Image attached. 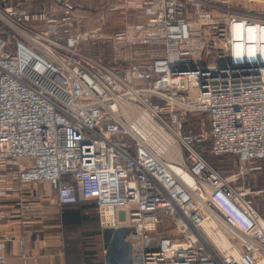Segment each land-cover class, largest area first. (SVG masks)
<instances>
[{"label": "built area", "instance_id": "1", "mask_svg": "<svg viewBox=\"0 0 264 264\" xmlns=\"http://www.w3.org/2000/svg\"><path fill=\"white\" fill-rule=\"evenodd\" d=\"M126 5L147 20L112 36L122 67L82 56L79 34L61 33L72 0L49 15L0 0V197L48 181L52 203L93 200L102 229H133L126 239L141 264H264L260 191L235 185L195 147L210 138L213 154L239 158L238 174L264 158V14L233 0ZM41 20L45 29L32 26ZM124 102L156 111L183 161L135 135ZM189 112L208 113L209 131L184 133Z\"/></svg>", "mask_w": 264, "mask_h": 264}, {"label": "crops", "instance_id": "2", "mask_svg": "<svg viewBox=\"0 0 264 264\" xmlns=\"http://www.w3.org/2000/svg\"><path fill=\"white\" fill-rule=\"evenodd\" d=\"M72 1L76 7V22L80 21L78 12L81 5L103 2ZM126 1L128 0H104V3H107V6L115 5L114 10L119 9V16L126 18V21L129 19L135 24L144 23L147 15L142 9H134V14L127 17ZM56 2L61 7V0ZM227 155L229 157L224 161H235L234 167H238L234 174L235 185L253 190L264 189V158L258 159L255 165H248L244 173L238 174L239 158L236 155ZM22 186L19 192L0 197V210L6 214V217L0 220V255L3 256L0 264H106L102 228L93 200H80L75 204L60 206L52 203L55 190L48 181L24 183ZM262 198V195L255 196L254 201L264 212ZM20 201L25 205V213L21 210ZM64 217L70 221L79 220V224L66 225L71 222H64ZM80 230L81 234L93 235L90 236L92 238L97 236L93 233L100 231L101 240H92L84 246L79 240L70 241L65 238V231L78 235ZM96 243L100 246L96 247ZM88 251L93 255L89 256Z\"/></svg>", "mask_w": 264, "mask_h": 264}, {"label": "rangeland", "instance_id": "3", "mask_svg": "<svg viewBox=\"0 0 264 264\" xmlns=\"http://www.w3.org/2000/svg\"><path fill=\"white\" fill-rule=\"evenodd\" d=\"M8 2L13 3L15 5H19L22 9H26L29 12L38 13L41 15L42 14L49 15V14H54V13L62 14V10H63L62 6L60 7L57 4V2L53 0H8ZM100 2H102V0H100ZM81 6L79 7L80 9L78 12L80 15V18H79L80 21L79 22L78 20L77 22L75 21L76 20L74 17V12L76 9L75 7L74 12H73L74 20H72L69 24H67L68 26L67 28L63 27L61 29V33L70 34V35L79 34L78 49L82 56L99 58L104 63L110 61L109 63L112 64L115 61H117L116 62L117 65H120L122 67L127 66L128 65V62L126 61L127 56L124 57L123 52H120L121 47L115 45L112 39V36L120 29H123L128 25L135 24V22L132 23L129 21V19L126 21V18L120 17L119 16L120 12H118L120 10L119 9L114 10L115 5L112 6V4L107 6V3H104V0L102 4L95 3L92 5H81ZM232 7L234 9H238V11L242 13L245 12V13H253V14H264V0H233ZM125 9L127 11V14H126L127 17L129 15L134 14L133 13L134 9L130 8L128 5H126ZM33 25L34 27L36 26L38 29H42V30L46 28V23L43 22L42 20L39 22H36V24H32V26ZM135 50L137 49H134L133 51ZM145 83H143V85ZM156 101H158V99H156L154 102ZM128 103L129 102H126L121 107L128 120V121L127 120L125 121L128 122L129 127H130L131 123L136 124V122L133 121L132 118H130V115L127 116L128 114L125 113V110L123 107L124 105H126L125 107L127 108H134L132 103L131 104H128ZM134 109L137 110L136 108ZM183 123H184L183 131L186 134L196 135L201 132L203 133L208 132L209 124H210L209 114L206 112H200V113L189 112L184 116ZM143 133L144 135H146L145 134L146 132H143ZM146 137L147 139H149L147 135ZM203 142L204 144L200 148L201 151L199 150L202 153L203 157L210 164L215 165V167L219 169L222 175L229 176V175L235 174V172L237 171L236 169L238 168V167L236 168L234 167L235 161H224L225 158L229 157V155L227 154H221V155L213 154L210 151V147H211L210 138L205 139V141ZM199 143H202V142L195 143L196 148H197L196 145H198ZM181 153H182V156L184 157L186 154V150L184 148H181ZM172 161H176V159H173ZM176 162H179V161H176ZM20 187L21 189L23 188L22 185ZM258 190L260 191V195L264 197V189H258ZM22 205L24 204H22L20 201L22 212L24 211L26 212V210H23ZM98 219H99V215H98ZM65 232H66L65 238L67 240H70V241L79 240L80 242L84 244V246L88 242V240L84 236L85 234H81L82 233L81 230L78 232V235H74V232L72 234L68 233L67 231ZM49 236L50 235H48V237ZM97 246H100V244L98 245L96 243V247Z\"/></svg>", "mask_w": 264, "mask_h": 264}, {"label": "bare ground", "instance_id": "4", "mask_svg": "<svg viewBox=\"0 0 264 264\" xmlns=\"http://www.w3.org/2000/svg\"><path fill=\"white\" fill-rule=\"evenodd\" d=\"M125 103L126 102L121 103V106ZM125 106L126 105L123 106L125 113L128 114L127 116L130 115V118H132V120L135 121L137 124V125L135 123L130 124L131 131L134 134L144 138L145 141L150 144L149 146H152L157 151L158 155L167 157L172 160L176 159V161L179 162L183 161L181 147L178 144V141L175 140L170 133L168 134L161 129V125L160 123L157 122L155 117V115L157 114L156 111L154 110L153 112L150 110L147 111L148 110L147 108L141 109L139 108V106L133 105V107L138 110L137 111L134 108H127ZM143 132H146L145 134L149 137V139H147L146 135H144ZM176 170L179 171V168H176ZM183 180L187 187H189L192 184V181L185 174H183ZM216 223L210 219H207L204 223L205 227L207 228L206 230L210 234H213L214 236H216L214 233V227ZM218 241L222 247H225L226 245L225 239L221 240L220 238H218Z\"/></svg>", "mask_w": 264, "mask_h": 264}, {"label": "water", "instance_id": "5", "mask_svg": "<svg viewBox=\"0 0 264 264\" xmlns=\"http://www.w3.org/2000/svg\"><path fill=\"white\" fill-rule=\"evenodd\" d=\"M132 230L131 227L102 229L106 264H141L140 257L133 253L137 248L126 239ZM149 241L147 239L146 244Z\"/></svg>", "mask_w": 264, "mask_h": 264}, {"label": "trees", "instance_id": "6", "mask_svg": "<svg viewBox=\"0 0 264 264\" xmlns=\"http://www.w3.org/2000/svg\"><path fill=\"white\" fill-rule=\"evenodd\" d=\"M203 144H204V142L199 143L198 145H196V146H197V149L199 148L198 150L201 151L200 148L202 147ZM213 166H214V165H213ZM215 168H216V167H215ZM216 169H217V168H216ZM217 170H218V169H217ZM218 171H219V170H218ZM95 204H96V203H95ZM67 221H70V220H69V219H65V217H64V222H67ZM70 222H71V223H66V225H67V224H72V223H73V224H75V226H76V225L79 224V220L76 221V220H73V219H72ZM72 228H73V227H72ZM93 234H97V236H95L94 238H92V237H90V236H93V235H90V234H89V235H86V234L84 235L85 238L88 240V244H90V242H91L92 240H93V241H98V239L101 240V238H100V237H101V232H100V231L97 232V233H93ZM87 253H88L89 256H92V255H93V253H90L89 251H88ZM90 258H91V257H90ZM100 264H104V263H100Z\"/></svg>", "mask_w": 264, "mask_h": 264}]
</instances>
